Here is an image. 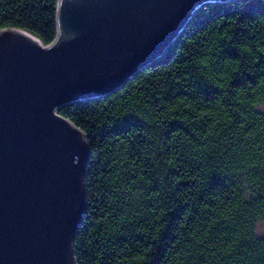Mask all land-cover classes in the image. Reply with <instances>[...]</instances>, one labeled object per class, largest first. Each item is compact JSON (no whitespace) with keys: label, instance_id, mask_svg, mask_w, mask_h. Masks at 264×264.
Returning a JSON list of instances; mask_svg holds the SVG:
<instances>
[{"label":"trees","instance_id":"obj_1","mask_svg":"<svg viewBox=\"0 0 264 264\" xmlns=\"http://www.w3.org/2000/svg\"><path fill=\"white\" fill-rule=\"evenodd\" d=\"M58 0H0L47 46ZM264 0L200 10L115 93L58 113L87 137L77 264H264Z\"/></svg>","mask_w":264,"mask_h":264},{"label":"water","instance_id":"obj_2","mask_svg":"<svg viewBox=\"0 0 264 264\" xmlns=\"http://www.w3.org/2000/svg\"><path fill=\"white\" fill-rule=\"evenodd\" d=\"M240 0H58L45 46L0 30V264H77L86 135L58 111L161 60L195 15Z\"/></svg>","mask_w":264,"mask_h":264},{"label":"rangeland","instance_id":"obj_3","mask_svg":"<svg viewBox=\"0 0 264 264\" xmlns=\"http://www.w3.org/2000/svg\"><path fill=\"white\" fill-rule=\"evenodd\" d=\"M259 109L264 111V105H261ZM256 232L260 237H264V222H258Z\"/></svg>","mask_w":264,"mask_h":264}]
</instances>
